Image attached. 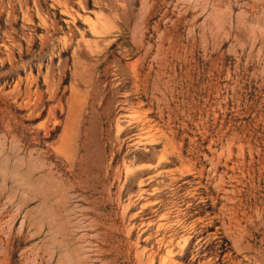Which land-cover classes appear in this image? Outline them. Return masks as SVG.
<instances>
[{
  "label": "rangeland",
  "instance_id": "374dc122",
  "mask_svg": "<svg viewBox=\"0 0 264 264\" xmlns=\"http://www.w3.org/2000/svg\"><path fill=\"white\" fill-rule=\"evenodd\" d=\"M0 264H264V0H0Z\"/></svg>",
  "mask_w": 264,
  "mask_h": 264
}]
</instances>
